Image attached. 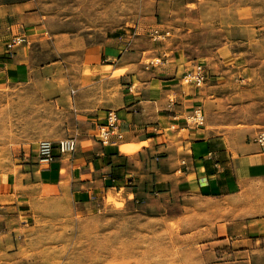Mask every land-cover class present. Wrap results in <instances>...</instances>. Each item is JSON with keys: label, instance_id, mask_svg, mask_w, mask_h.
I'll list each match as a JSON object with an SVG mask.
<instances>
[{"label": "crops", "instance_id": "crops-1", "mask_svg": "<svg viewBox=\"0 0 264 264\" xmlns=\"http://www.w3.org/2000/svg\"><path fill=\"white\" fill-rule=\"evenodd\" d=\"M52 1L0 0V89L27 84L29 91L41 88L54 102H66L69 89H52L51 83L56 65L68 69L72 56L68 51L76 49L81 62L88 51H94L92 57L102 63L89 75L104 77L119 91L100 95L88 86L73 89L75 109L85 118L78 121L80 134L73 154L60 156L55 150L50 164L36 157L21 165L17 175L0 172V264H29L28 258L17 254L20 247L28 248L33 235L28 229L35 217L43 221L52 203L35 196L36 186L50 192L52 182L64 180L63 168L71 179V204L81 217L112 206L105 202L107 195L121 190L125 200L129 193L150 197L154 187L157 202L221 201L238 195L250 181H264V146L257 142L264 134V86L257 94L255 81L250 80L258 63L253 55L234 54L228 45L210 51L204 62L209 73L204 86L185 92L180 71L189 59L176 57L175 64L159 71L140 64L135 71L137 53H132L133 43L126 42L125 34L107 35L101 43L81 41L78 34L69 35L68 21L53 12ZM112 73L117 78L108 76ZM232 75L241 83L238 88L231 83ZM99 98L103 101L97 108L84 112ZM197 108L202 109L201 126L189 119ZM111 114L116 122L109 129ZM105 128L110 131L107 138L102 136ZM167 131L178 135L184 151L181 160ZM57 189L61 195L60 184ZM249 226L253 225L237 221L231 230L222 223L215 227L213 239L204 242V256L216 258L210 264H261L264 247L255 246L260 224L256 230Z\"/></svg>", "mask_w": 264, "mask_h": 264}, {"label": "rangeland", "instance_id": "rangeland-1", "mask_svg": "<svg viewBox=\"0 0 264 264\" xmlns=\"http://www.w3.org/2000/svg\"><path fill=\"white\" fill-rule=\"evenodd\" d=\"M52 6L58 18L68 21L69 35L78 34L81 41L101 43L107 35L125 34L126 42L133 43L132 53H137L135 71L140 64L148 71H159L179 57L189 59L182 75L194 63L204 65L210 51L228 45L234 54L250 53L256 58L250 80L255 81L257 94L264 86V0H53ZM54 33L58 38V25ZM68 53L72 55L68 69L57 64L51 83L52 89H69L66 102H54L41 88L29 91L27 84L0 89V172L17 175L21 165L36 160L42 140L57 143L73 137L77 141L78 121L85 118L83 111L75 109L73 89L88 86L100 95L119 91L118 85L105 83L104 77L89 75L102 63L92 57L94 51H88L82 62L76 49ZM108 76L117 78L113 73ZM231 83L241 86L234 75ZM183 87L190 92L191 87ZM102 101L99 98L84 112L91 113ZM166 136L181 160L184 151L178 135L167 131ZM63 170L61 195L58 182L51 183L50 192L36 186L35 196L52 203L43 221L35 217L28 229L33 233L28 248L20 247L17 254L28 258L29 264H210L216 258L204 256V242L213 239L221 223L231 230L237 221L252 224L248 229L254 230L260 224L255 246L264 247V181H250L238 195L221 201L157 202L154 187L150 197L129 193L125 200L121 190L118 195H107L105 202L112 206L81 217L71 204V179L67 168ZM127 201L131 204L126 205ZM260 262L264 264V254Z\"/></svg>", "mask_w": 264, "mask_h": 264}, {"label": "built area", "instance_id": "built-area-1", "mask_svg": "<svg viewBox=\"0 0 264 264\" xmlns=\"http://www.w3.org/2000/svg\"><path fill=\"white\" fill-rule=\"evenodd\" d=\"M9 48H11L9 46ZM209 77L208 70L201 62H197L191 65V68L183 72L180 77V85H186L189 87L200 88L203 87ZM170 99H173V95ZM190 122L195 126H201L203 124L202 109L197 108L190 116ZM116 122L115 115L108 116L106 127L111 129ZM110 131L108 129L102 130V136L108 137ZM257 142L264 146V134L260 135ZM77 141L73 137H66L57 143H53L47 140H42L38 143L37 158L42 164H50L55 159L54 151L57 150L60 156L71 155L75 151Z\"/></svg>", "mask_w": 264, "mask_h": 264}]
</instances>
